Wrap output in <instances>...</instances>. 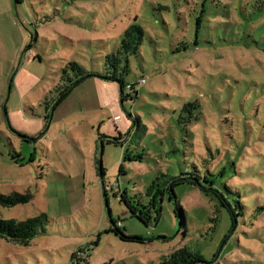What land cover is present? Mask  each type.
I'll return each instance as SVG.
<instances>
[{"label":"rangeland","instance_id":"obj_1","mask_svg":"<svg viewBox=\"0 0 264 264\" xmlns=\"http://www.w3.org/2000/svg\"><path fill=\"white\" fill-rule=\"evenodd\" d=\"M256 6L236 0L235 23L201 0H0V193L32 195L0 212L46 214L30 246L0 239V264H170L184 246L204 264H264V7ZM136 15L145 34L124 80L147 77L137 96L121 103L117 82L94 77L52 108L78 75L74 64L105 71L104 56ZM188 101L201 110L191 123L179 117ZM128 112L144 127L130 131ZM115 125L127 140L100 143L99 134H118ZM183 172L211 173L240 195L234 228L216 199L188 183L174 187L184 223L167 195L154 219L148 187ZM123 192L149 222L130 214ZM111 220L137 239L105 232Z\"/></svg>","mask_w":264,"mask_h":264},{"label":"trees","instance_id":"obj_2","mask_svg":"<svg viewBox=\"0 0 264 264\" xmlns=\"http://www.w3.org/2000/svg\"><path fill=\"white\" fill-rule=\"evenodd\" d=\"M186 2L187 5H190L192 0H182ZM236 0H201V5L206 9L213 5L221 6L223 8V13H227V16L230 20L238 22V14L234 7ZM254 5L256 7L263 8L264 0H254ZM162 8H168L165 5H160ZM159 6V7H160ZM201 10V13L205 11V9ZM202 20V15H199L194 23L196 25V32L198 26H200ZM145 34L144 27L138 22V16H134L133 22L125 29L123 33V37L120 41L119 47L113 51L112 53H108L104 56V72L99 73L97 71H86L80 65L74 64V68L78 71V75L75 76L73 80L70 81L69 85H67L63 91L61 92L58 99L52 104V108H55L61 101L65 100L71 91L78 86L83 81L91 78V77H100L105 80L115 81L118 83L119 88H121L120 94V102L124 103L126 100H133L135 96H137L136 91V80L132 83H126L124 80V76L128 74L129 66L128 59L132 55H136L139 51V47L143 40ZM186 45H183L185 48ZM143 77V76H140ZM145 77V76H144ZM147 78V77H146ZM10 82V81H9ZM126 84H130V89H126ZM146 84V83H144ZM186 112V119L183 118V113ZM201 110L199 109V104L197 101H188L183 103L182 107L179 110V117L185 122H193L199 119V114ZM127 116L130 118L131 126H128L130 131L135 132V127L142 128L144 125L136 118H133L131 113H127ZM131 133V132H130ZM132 133V136H133ZM129 133L118 131V135L113 138L106 137L99 134L100 143L106 142L108 144L118 145L122 144V142L126 141ZM131 136V137H132ZM105 138V139H104ZM233 165V163H231ZM100 176L103 175V168H100L99 172ZM181 183H188L199 186L205 195L210 196L213 199H216V203L218 207L224 208L232 222V227L234 228L237 223V218L242 215L244 205L240 201V195L238 194V199L234 198V192L227 186L224 189L216 186L214 181V176L209 173L208 175L195 174V173H181L179 176L170 177L166 181L163 182L162 186H159L158 178L154 180L146 191V196L148 197L147 204L150 203L151 199L156 200L155 205L157 211L155 213L154 219H158L160 210L157 206L158 198L163 195H167L169 200H174L173 203L175 205V211L180 215V222L184 223V211L178 200L174 194V187ZM32 199L31 193H19V192H11L8 194L0 193V208L2 207H13L17 204L27 203ZM120 201H123L129 210L132 216L137 217L143 223H147L151 220V216L141 208H138L132 201L127 197L126 192H123L120 197ZM142 205V204H141ZM148 210V206H144ZM145 209V210H146ZM46 222V214L41 213L33 217H28L24 220H14V219H4L1 216L0 212V239H3L7 242H11L13 244H17L19 246L28 247L31 245L34 236L38 233L44 231V224ZM112 225L105 230V232H113L115 235L119 236L122 240L132 241L137 238L133 236L126 235L120 227V224L115 223L114 220H111ZM84 249V248H83ZM73 258H76L77 255L74 252L72 254ZM77 260V258H76ZM168 262L170 264H204L207 263L204 258L198 254L197 252L191 250L189 247L184 246L178 248L172 252L169 257Z\"/></svg>","mask_w":264,"mask_h":264},{"label":"crops","instance_id":"obj_3","mask_svg":"<svg viewBox=\"0 0 264 264\" xmlns=\"http://www.w3.org/2000/svg\"><path fill=\"white\" fill-rule=\"evenodd\" d=\"M94 77H91V78H89V79H87V80H90V79H93ZM87 80H85V81H87ZM85 81H83V82H85ZM82 82V83H83ZM81 84V83H80ZM79 84V85H80ZM77 87V86H76ZM75 87V88H76ZM74 88V89H75ZM120 118L118 117V120H119ZM126 124H127V122H126ZM115 128H116V133H118V131L120 130L119 128H118V126L117 125H115ZM124 129H122V130H120L121 132L123 131ZM118 135V134H117ZM96 144H97V138L96 139H94V141H93V145H92V150H94L93 152H92V154L90 153V158H92L91 159V161H93V159L95 160L96 159V157H95V153H96ZM91 161H90V163L89 164H91ZM90 171H92L91 169H90ZM85 173V172H84Z\"/></svg>","mask_w":264,"mask_h":264},{"label":"water","instance_id":"obj_4","mask_svg":"<svg viewBox=\"0 0 264 264\" xmlns=\"http://www.w3.org/2000/svg\"><path fill=\"white\" fill-rule=\"evenodd\" d=\"M121 88H119V92L121 94ZM26 141H30V142H35L36 138H28V137H23ZM102 145L100 148V154H99V169L101 168V155H102Z\"/></svg>","mask_w":264,"mask_h":264},{"label":"built area","instance_id":"obj_5","mask_svg":"<svg viewBox=\"0 0 264 264\" xmlns=\"http://www.w3.org/2000/svg\"><path fill=\"white\" fill-rule=\"evenodd\" d=\"M146 79H147V78L144 77V76H143V77H140V78H138V79L136 80V83L139 84V85H140V84H144V83H146ZM130 87H131L130 84H126V89H127V90L130 89Z\"/></svg>","mask_w":264,"mask_h":264}]
</instances>
